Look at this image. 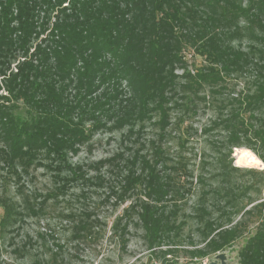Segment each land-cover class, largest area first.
<instances>
[{
    "label": "trees",
    "instance_id": "trees-1",
    "mask_svg": "<svg viewBox=\"0 0 264 264\" xmlns=\"http://www.w3.org/2000/svg\"><path fill=\"white\" fill-rule=\"evenodd\" d=\"M243 23L260 32L256 38L264 43V0H0V89L7 91L0 95V161L12 169L33 160L40 165L52 156L68 183L74 181L70 175L83 176L82 167L71 165L69 157L95 129L133 128L154 110L167 120L178 78L185 77L183 87L195 90V85L222 80V73L252 64L254 52L234 45ZM185 47H195L205 57L206 71L193 75L187 70ZM178 68L184 70L181 76ZM260 72L246 110L264 108V65ZM238 123L231 129V145L260 144L262 152L255 150L264 160V123L256 127L244 118ZM240 133L247 137L241 140ZM149 160L143 159L140 173L129 170L119 197L125 200L143 186L144 198L131 208L138 209L153 248L180 226L175 224L177 212L166 205L172 192L175 196L172 178ZM248 172L259 176L254 186L260 178L264 182L263 170ZM230 192L231 199L237 198ZM233 213L224 211L221 217ZM247 214L259 215V222L239 250V264H264V200L242 216ZM19 215L15 203H5L1 228ZM214 224L206 223L212 232ZM222 224L217 223L218 229ZM237 224L220 229L193 254L226 249L241 236L245 222Z\"/></svg>",
    "mask_w": 264,
    "mask_h": 264
},
{
    "label": "rangeland",
    "instance_id": "rangeland-1",
    "mask_svg": "<svg viewBox=\"0 0 264 264\" xmlns=\"http://www.w3.org/2000/svg\"><path fill=\"white\" fill-rule=\"evenodd\" d=\"M241 28L243 34L234 45L254 52L252 64L242 71L222 73V80L195 85V90L183 87L185 77L178 78L180 86L168 103L167 120L154 110L133 128L95 129L92 138L70 154V164L82 167L83 176L68 174L74 181L68 183L66 172L58 174L52 156L44 157L40 165L33 160L30 166L24 163L12 169L0 161V218L5 203H15L20 214L7 228L0 226L4 264H239V250L259 222V215H242L264 200V182L260 178L254 186L259 176L248 172L264 171V160L255 150L262 152L260 144L256 148L231 145V129L241 126V118L256 127L264 123L263 107L246 110L264 65V43L256 38L260 32H252L244 23ZM183 54L191 74L207 70L209 62L195 47H185ZM176 72L181 76L184 70ZM6 93L4 87L0 89V95ZM237 112L240 116H232ZM248 151L261 163H249ZM144 158L172 178L175 196L172 192L166 205L168 211L177 212L175 224L180 226L153 248L138 209L131 208L139 197L144 198L143 186L125 200L119 197L125 176L129 170L140 173ZM231 190L237 198L227 194ZM224 211L234 213L221 217ZM241 221L245 222L241 236L226 249L193 254L220 229ZM206 223H215V231Z\"/></svg>",
    "mask_w": 264,
    "mask_h": 264
},
{
    "label": "bare ground",
    "instance_id": "bare-ground-1",
    "mask_svg": "<svg viewBox=\"0 0 264 264\" xmlns=\"http://www.w3.org/2000/svg\"><path fill=\"white\" fill-rule=\"evenodd\" d=\"M246 160L249 162V163H261V160L253 153V152H249L247 153L246 155Z\"/></svg>",
    "mask_w": 264,
    "mask_h": 264
},
{
    "label": "water",
    "instance_id": "water-1",
    "mask_svg": "<svg viewBox=\"0 0 264 264\" xmlns=\"http://www.w3.org/2000/svg\"><path fill=\"white\" fill-rule=\"evenodd\" d=\"M210 264H216L215 262H213V263H210Z\"/></svg>",
    "mask_w": 264,
    "mask_h": 264
}]
</instances>
